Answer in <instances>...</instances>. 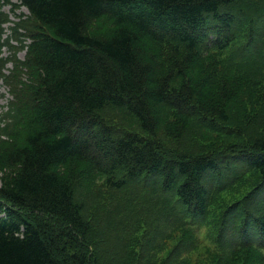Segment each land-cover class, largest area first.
Segmentation results:
<instances>
[{"label":"trees","instance_id":"1","mask_svg":"<svg viewBox=\"0 0 264 264\" xmlns=\"http://www.w3.org/2000/svg\"><path fill=\"white\" fill-rule=\"evenodd\" d=\"M18 2L0 0V84L14 42L29 75L0 116V264H264V0ZM98 177L125 194L111 216L78 194Z\"/></svg>","mask_w":264,"mask_h":264},{"label":"rangeland","instance_id":"2","mask_svg":"<svg viewBox=\"0 0 264 264\" xmlns=\"http://www.w3.org/2000/svg\"><path fill=\"white\" fill-rule=\"evenodd\" d=\"M12 3L19 4L18 0H12ZM6 6L3 8V14H4V23L5 27L8 31V34H11V30L14 29V27H21L24 34L28 33L27 29H29L28 25H26L28 22L23 24V21H25L26 17L25 15H29L28 11L25 8H19L18 6ZM24 25V27H23ZM111 26L107 24L104 20H100L97 22H94L92 25V31L91 33L94 34H101L102 36L106 35ZM15 48L12 50V52L8 51L7 49H4V56L10 59V64L8 65V72H7V82L0 84V116L5 111V108L7 106H10L11 103H14L17 105V103H20L22 99L27 98L29 95V84L28 82V68L24 66L22 63L26 59V52L22 51L19 47L17 42H14ZM118 114V113H116ZM107 117L113 122V123H120L121 116L115 115L112 113H108ZM131 125V121L126 120L127 125ZM121 126V125H119ZM22 134V135H21ZM21 136L19 137V141L23 140L24 131L21 132ZM17 139V138H16ZM16 141V140H15ZM70 171L75 174V177L77 179H81V176L85 172V165L80 162H74L70 164L69 167ZM1 177V174H0ZM85 182L84 185L80 188L78 191V194L81 195V197L85 196V193L91 189V195L86 199L89 202V205L93 206V212L97 210L99 206H101L100 212L103 214V216H111L116 209L118 208L117 204L119 201H122L125 198V194L123 193H113L114 191H111L106 186H104V181L102 178H96L93 182ZM94 185V187H92ZM134 199L138 202H146L148 204V207H151L153 205L151 199L148 196L147 192L140 191L139 189L136 191H131ZM143 193L145 195H143ZM129 213V212H128ZM89 214V212H88ZM91 215V214H89ZM109 218V217H108ZM130 223H132L131 217L128 215L126 217ZM110 230H113V226L110 223L108 225ZM130 230V229H129ZM209 231V228H203L201 231L197 232V237L199 238V243L203 244L198 251H195L191 253V256L193 259H199L200 256L203 258L205 257V254H207V251H214L215 247L214 245H211V243L208 240L207 233ZM167 238V235L165 234L163 237L160 238V240H165ZM178 241L176 240H168L167 246L165 247L164 252V258L169 255L170 251L174 249L175 245ZM209 253V252H208ZM201 254V255H200Z\"/></svg>","mask_w":264,"mask_h":264}]
</instances>
